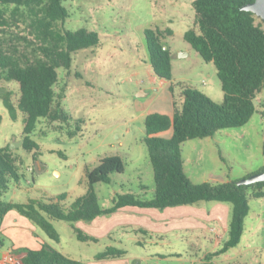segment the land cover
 Wrapping results in <instances>:
<instances>
[{
  "label": "rangeland",
  "instance_id": "374dc122",
  "mask_svg": "<svg viewBox=\"0 0 264 264\" xmlns=\"http://www.w3.org/2000/svg\"><path fill=\"white\" fill-rule=\"evenodd\" d=\"M193 2L73 0L64 3L70 17L58 22L56 31L86 29L99 35L100 45L76 53L71 69L58 71L57 103L69 115V123L41 119L31 135L39 150L27 152L23 145H15L12 151L18 157L15 167L21 179L10 185L5 201L50 203L66 195L60 205L69 209L88 190L87 170L94 169L102 158L109 156H119L125 171L113 175L111 184L96 186L103 209L112 207L117 195L153 197L154 171L144 142L145 119L152 113L169 115L172 92L153 71L146 30L173 31L166 42L172 55L174 83L198 89L216 103L224 100L215 65L206 63L185 40L186 32L195 26ZM0 16L3 17L0 18V48L24 62L40 56L42 42L33 13L27 8L0 5ZM8 95L16 105L19 85L6 81L0 69V149L10 148L24 138L26 116L19 112L17 120L11 118L3 103ZM174 95L180 106V87H176ZM256 107L257 113L247 125L183 144L185 172L193 183L238 182L263 170L264 89L257 97ZM78 120L82 121L80 132H76ZM73 132L76 136L70 137ZM172 136L170 130L159 137L171 139ZM213 204L215 202L199 205L209 209ZM249 205L243 245L216 259L215 264L264 263V197L250 195ZM117 214L95 220L98 242L80 241L75 233L76 224L65 221L53 222L60 234V243L45 236L54 249L87 264H96V256L109 246L122 248L128 254L120 261L102 264H192L196 261L197 242L191 233L170 232L164 241H157V245L140 246L137 241H148L144 236L116 224L122 216L132 218L131 212ZM259 243L262 248L256 247ZM157 253L164 259H158ZM176 253L181 254L182 259L175 257Z\"/></svg>",
  "mask_w": 264,
  "mask_h": 264
},
{
  "label": "trees",
  "instance_id": "16d2710c",
  "mask_svg": "<svg viewBox=\"0 0 264 264\" xmlns=\"http://www.w3.org/2000/svg\"><path fill=\"white\" fill-rule=\"evenodd\" d=\"M73 0H0V5L27 8L36 17L42 44L40 56L24 62L0 48V69L8 82L19 85L20 97L15 105L10 95L3 103L13 120L18 113L25 114L23 149L39 150L31 139L41 119L69 123L70 117L59 103L55 87L59 82V70H70L74 55L80 51L96 48L100 37L86 29L56 31V24L66 21L70 15L64 3ZM256 0H194L195 26L186 32L185 40L206 63H212L222 85L224 100L216 103L205 93L173 81L172 55L167 38L171 29H148L145 37L150 63L156 77L169 83L173 95V114H149L145 119L149 158L154 171L155 189L151 199L134 194L117 195L113 206H100L96 186L111 184L112 176L123 174L125 166L119 156L102 158L92 170H87L88 190L69 209L60 205L67 196L60 195L50 203L31 200L28 203H13L4 200L12 183L20 182L15 164L18 157L9 147L0 149V224L11 211H16L39 228L48 238L60 243V234L54 221L71 224L93 222L126 209H155L197 206L203 202L231 205L228 239L223 247L209 257L227 253L236 248L245 231V221L250 212L249 196L264 197V182L238 186L237 181L221 184L193 183L184 168L182 146L184 143L214 137L218 132L247 125L257 113L256 100L264 89V21L255 14L243 10ZM0 18H3L0 16ZM180 87L182 102L179 106L174 95ZM2 117L0 116V125ZM82 121H77L76 132L81 131ZM172 130L171 139L159 137ZM70 137L76 133H70ZM264 151V148H263ZM261 172H264V168ZM260 172V173H261ZM75 233L82 242H98L82 230ZM147 234L144 230L136 231ZM22 264H87L73 260L45 244L41 250L22 252ZM127 251L110 246L96 256L97 261L123 259Z\"/></svg>",
  "mask_w": 264,
  "mask_h": 264
},
{
  "label": "crops",
  "instance_id": "0c3cea01",
  "mask_svg": "<svg viewBox=\"0 0 264 264\" xmlns=\"http://www.w3.org/2000/svg\"><path fill=\"white\" fill-rule=\"evenodd\" d=\"M161 82L163 84V81ZM167 85L170 89L169 83H167ZM171 98L172 111L169 113V116L173 114V95ZM231 210L232 208L230 206L222 203H215L209 209L200 205L178 207L177 210L166 209L164 211L126 208L119 211L117 215L127 211V213L131 212L132 218H124L122 216L116 224L124 227V230L128 229L135 233L139 230L147 232V234L141 235L148 241H137V244L140 246L148 244L157 245L159 244L157 241H164L170 232L187 231L192 234L194 241L197 242V244H195L197 250L195 254L196 261L192 264H215L216 259L243 245L245 231L241 243L236 248L231 249L225 254L209 259L211 255L216 254L223 247L228 239L229 215ZM94 223L95 221L90 223L79 222L76 224V227L87 235L97 238L95 237ZM45 244L54 248L51 242L46 238L44 232L16 211L9 212L0 224V264H6V259L10 255L16 258H22L24 256L22 253L23 251H38L41 250ZM261 246V243L256 245L257 248H262ZM65 256L69 257L68 255ZM155 256L158 257V259H164V256L158 253ZM174 256L178 259H182V255L179 253L174 254ZM117 260L120 261L122 259L103 260L96 262V264H102L107 261L110 263ZM139 260L140 259H135V261ZM88 264H95V262H89Z\"/></svg>",
  "mask_w": 264,
  "mask_h": 264
},
{
  "label": "water",
  "instance_id": "95a60500",
  "mask_svg": "<svg viewBox=\"0 0 264 264\" xmlns=\"http://www.w3.org/2000/svg\"><path fill=\"white\" fill-rule=\"evenodd\" d=\"M243 10L251 12L264 21V0H256L254 3L246 5ZM17 145H23V142H18L10 147L13 150ZM264 182V172L255 174L248 179L240 180L237 182L238 186H247L255 183Z\"/></svg>",
  "mask_w": 264,
  "mask_h": 264
},
{
  "label": "built area",
  "instance_id": "2783aa9c",
  "mask_svg": "<svg viewBox=\"0 0 264 264\" xmlns=\"http://www.w3.org/2000/svg\"><path fill=\"white\" fill-rule=\"evenodd\" d=\"M6 264H22L21 258H16L13 255H10L6 259Z\"/></svg>",
  "mask_w": 264,
  "mask_h": 264
}]
</instances>
